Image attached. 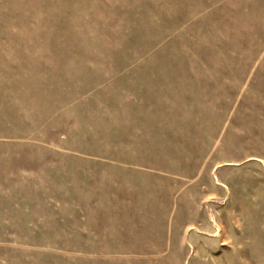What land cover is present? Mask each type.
<instances>
[{
  "label": "rangeland",
  "instance_id": "obj_1",
  "mask_svg": "<svg viewBox=\"0 0 264 264\" xmlns=\"http://www.w3.org/2000/svg\"><path fill=\"white\" fill-rule=\"evenodd\" d=\"M0 264H264V0H0Z\"/></svg>",
  "mask_w": 264,
  "mask_h": 264
}]
</instances>
